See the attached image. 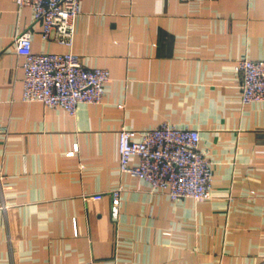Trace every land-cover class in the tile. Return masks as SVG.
<instances>
[{
    "label": "crops",
    "instance_id": "1",
    "mask_svg": "<svg viewBox=\"0 0 264 264\" xmlns=\"http://www.w3.org/2000/svg\"><path fill=\"white\" fill-rule=\"evenodd\" d=\"M26 29L33 51L68 50L0 0V264H264V102L241 103L233 69L264 59V0H79L72 51L110 80L74 114L21 100ZM165 122L198 130L212 198L120 171L118 131Z\"/></svg>",
    "mask_w": 264,
    "mask_h": 264
},
{
    "label": "built area",
    "instance_id": "2",
    "mask_svg": "<svg viewBox=\"0 0 264 264\" xmlns=\"http://www.w3.org/2000/svg\"><path fill=\"white\" fill-rule=\"evenodd\" d=\"M14 2L17 10L31 8L33 20L41 24L43 39H52L68 47L65 52H35L28 29L14 37V49L23 58L21 100L38 101L49 108H63L69 114H74L80 103H100L105 84L110 80L109 70L85 66L80 56L72 51L79 0ZM233 69L241 78V103L264 102V59L240 58ZM199 142L198 130L166 122L148 129L123 127L118 131L119 169L145 180L152 192L163 193L171 200H208L212 198L211 162ZM133 155L139 159L136 165L129 163ZM2 178L0 172V181ZM120 191L121 188L117 187L110 193L111 214L115 218L119 212ZM7 208V204L0 203V210Z\"/></svg>",
    "mask_w": 264,
    "mask_h": 264
}]
</instances>
